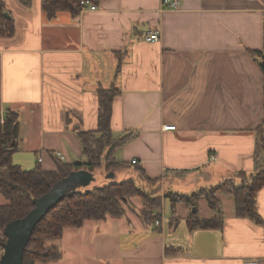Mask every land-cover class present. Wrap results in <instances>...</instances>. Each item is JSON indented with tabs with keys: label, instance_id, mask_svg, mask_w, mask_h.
<instances>
[{
	"label": "crops",
	"instance_id": "1",
	"mask_svg": "<svg viewBox=\"0 0 264 264\" xmlns=\"http://www.w3.org/2000/svg\"><path fill=\"white\" fill-rule=\"evenodd\" d=\"M4 1L15 33L0 36V112L19 115L15 164L54 170L57 151L67 163L84 159L78 132L97 128V90L114 85L121 93L113 101V136L133 133L114 150L124 168L161 179L171 191L254 170L264 70L253 51L264 48V0H179L176 9L162 0H101L97 10H65L54 19L44 0ZM155 30L160 40H145ZM220 198L223 228L190 230L189 206L148 225L139 214L142 198L133 197L122 217L65 228L48 242L62 259L36 264H264V187L261 223L237 216L232 197Z\"/></svg>",
	"mask_w": 264,
	"mask_h": 264
},
{
	"label": "trees",
	"instance_id": "2",
	"mask_svg": "<svg viewBox=\"0 0 264 264\" xmlns=\"http://www.w3.org/2000/svg\"><path fill=\"white\" fill-rule=\"evenodd\" d=\"M31 1L20 0L26 6H29ZM81 1L44 0L43 9L49 19H54L59 12L65 10L77 16L83 8ZM90 1L99 4L101 0ZM6 12H8L6 3L0 0V36L9 37L15 33V23L13 17L5 15ZM253 55L264 70V48L254 50ZM120 93V89L114 85L97 90L98 126L94 130L78 132L84 159L67 163L56 158L54 170H44L40 166L26 170L13 162L12 155L19 148V115L17 111L12 110L4 114L0 112V193L6 200L5 204L0 205V246L5 242L1 236L6 225L15 219L25 217L34 208V198L47 193L57 181L72 171L86 169L94 173L96 169L104 166L108 175L116 169L128 166L126 162H119L114 156L115 148L126 144L133 136V133H126L114 137L112 133L113 101ZM254 131L256 135L254 170L237 171L219 184L201 188L191 194L167 190L164 198L169 199L171 203L173 217L179 203L197 207L198 200L203 197L208 201L214 215L202 218L198 215L197 207V211H191L187 218L189 229H222L225 214L220 196L226 195L233 198L237 216L261 223L257 195L264 187V118ZM135 170L136 173H131L128 179H108L104 185L91 183L87 187L77 188L71 196L62 199L34 228L24 251L23 264L60 261L61 249L48 245L49 241L60 239L67 227H81L89 220L101 221L109 217L124 216L126 206L131 205V199L136 196L143 200L144 206L139 210V214L148 225H154L156 220H161L163 197L161 185L157 186L161 179H150L140 170ZM170 248H167V251H170ZM172 252L178 253L180 249L174 248Z\"/></svg>",
	"mask_w": 264,
	"mask_h": 264
},
{
	"label": "water",
	"instance_id": "3",
	"mask_svg": "<svg viewBox=\"0 0 264 264\" xmlns=\"http://www.w3.org/2000/svg\"><path fill=\"white\" fill-rule=\"evenodd\" d=\"M5 15L10 17L9 12ZM264 66V63H263ZM114 178V173L107 175ZM94 173L86 169L74 170L68 176L57 181L44 195L34 198V208L23 218L8 223L4 229L6 242L0 264H23L24 251L34 228L62 199L71 196L79 187H87L95 181ZM197 211V207L193 212Z\"/></svg>",
	"mask_w": 264,
	"mask_h": 264
},
{
	"label": "rangeland",
	"instance_id": "4",
	"mask_svg": "<svg viewBox=\"0 0 264 264\" xmlns=\"http://www.w3.org/2000/svg\"><path fill=\"white\" fill-rule=\"evenodd\" d=\"M180 7V2H179V4H178V6H177V8H179ZM84 9H88V8H82V10H84ZM264 63V62H263ZM27 170H29V169H27ZM31 170V169H30ZM127 170H129L130 172H132V173H134V170H135V168H133V167H130V168H122L121 170H119L117 173H119V175L120 176H122V177H118L116 180H123V179H121V178H129L130 177V175H126L125 174V176L126 177H123L124 176V173H125V171H127ZM112 173H114V172H112ZM110 174V173H109ZM108 174V175H109ZM135 174V173H134ZM98 179H97V178ZM96 179H95V181L93 182V185H100V184H107V183H102L101 181H102V179H106L107 180V173H106V171H105V168H104V166H101L98 170H97V173H96ZM115 178V177H114ZM109 180H112L113 178H108ZM164 179H162V181H163ZM183 183V182H182ZM186 184H188V183H186ZM185 184V185H186ZM158 185H161V189H162V191H161V196L163 197V207H162V218L163 219H166V218H169L168 220H172V219H175V218H177V217H179V214H180V209L182 208H184V207H186V206H189L190 208V211H192L193 212V209L196 207V206H190V205H187V204H185V203H183V202H181V203H179V205H177V207H176V215H174V217L173 218H171V216L173 215V210H172V206H171V203H170V201H169V199H167V198H164V196H165V193H167V190L169 189L168 187H167V185L165 184V183H159V184H157V186ZM184 185V186H185ZM175 192H177L178 191V193H184V194H191V193H193V192H195V191H187V190H182V189H177V188H175ZM197 191V190H196ZM187 192H189V193H187ZM138 197H140V196H136V197H134V198H138ZM141 198V197H140ZM6 202V200H5V198L2 196V194L0 193V204H4L5 202ZM138 201H141V200H138ZM199 203H200V207H199ZM181 207V208H180ZM197 207H198V215L200 216V217H205L206 215H208L209 214V212H211V213H213L214 214V211H212L211 209H210V207H209V204H208V201L205 199V198H200L199 200H198V204H197ZM191 213V212H190ZM162 220V219H161Z\"/></svg>",
	"mask_w": 264,
	"mask_h": 264
},
{
	"label": "built area",
	"instance_id": "5",
	"mask_svg": "<svg viewBox=\"0 0 264 264\" xmlns=\"http://www.w3.org/2000/svg\"><path fill=\"white\" fill-rule=\"evenodd\" d=\"M162 3L164 5H167L169 8H175L176 9L178 4H179V0H162ZM81 5H82L83 8H88L90 10H97L98 9V5L93 3V2H91L90 0H82L81 1ZM160 38H161V33H160L159 30L151 31V32L147 33V35L145 36V40H147L148 42H157V41L160 40ZM175 128H176L175 125H166V126H164L165 130H174ZM55 156H56L57 159H59L61 161L65 159V156H64V154L61 151H57ZM211 158L214 159L215 156L212 155ZM39 161L40 162L43 161V157L42 156L39 157ZM132 164L138 165L139 161L137 159H133ZM155 224L156 225H160V220H156ZM1 238L5 239V242H6L7 239H6L4 231L2 233ZM3 245L0 246V255L1 256H2V254L5 251ZM249 264H256V263H249Z\"/></svg>",
	"mask_w": 264,
	"mask_h": 264
}]
</instances>
